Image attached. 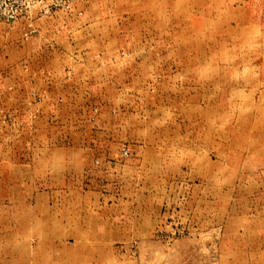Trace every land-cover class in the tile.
<instances>
[{"label":"rangeland","instance_id":"rangeland-1","mask_svg":"<svg viewBox=\"0 0 264 264\" xmlns=\"http://www.w3.org/2000/svg\"><path fill=\"white\" fill-rule=\"evenodd\" d=\"M0 264H264V0H10Z\"/></svg>","mask_w":264,"mask_h":264},{"label":"built area","instance_id":"built-area-1","mask_svg":"<svg viewBox=\"0 0 264 264\" xmlns=\"http://www.w3.org/2000/svg\"><path fill=\"white\" fill-rule=\"evenodd\" d=\"M17 4L11 3L10 0H0V18L10 22L17 18L20 13Z\"/></svg>","mask_w":264,"mask_h":264}]
</instances>
